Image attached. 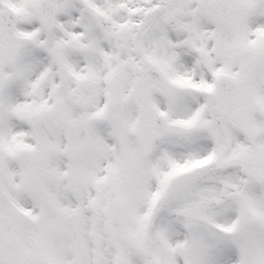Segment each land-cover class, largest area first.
Returning <instances> with one entry per match:
<instances>
[{
	"label": "snow or ice",
	"instance_id": "1",
	"mask_svg": "<svg viewBox=\"0 0 264 264\" xmlns=\"http://www.w3.org/2000/svg\"><path fill=\"white\" fill-rule=\"evenodd\" d=\"M0 264H264V0H0Z\"/></svg>",
	"mask_w": 264,
	"mask_h": 264
}]
</instances>
